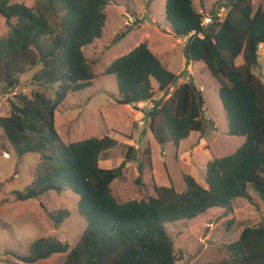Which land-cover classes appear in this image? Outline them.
<instances>
[{
    "label": "trees",
    "instance_id": "16d2710c",
    "mask_svg": "<svg viewBox=\"0 0 264 264\" xmlns=\"http://www.w3.org/2000/svg\"><path fill=\"white\" fill-rule=\"evenodd\" d=\"M114 1L43 0L36 12L25 4L0 0V17L8 26L6 34H0V91L14 94L7 98L9 116H0V140L2 148L7 142L19 157L38 156L32 183L26 192L17 193V199L71 191L79 197L78 210L87 222L74 247L54 237L32 243L27 256H15L26 264L56 254H65L62 264H176L166 224L185 220L198 228L213 209L227 210L236 199L253 204L250 188L264 200V76L256 73L264 44V9L255 10L251 0H222L209 12L214 16L209 27L202 26L193 0L165 4L174 35L189 37L183 49L187 66L206 65L220 85L230 135L246 138L234 154L207 164V187L187 175L182 193L155 185V196L122 203L112 184L123 176L133 148L118 167L106 169L100 166L101 156L117 146L116 140L105 136L68 144L62 139L56 111L69 94L92 86L96 76L83 49L103 37L106 9ZM221 8L227 14L220 21ZM35 67L39 70L31 83L53 91L16 93L20 76ZM105 75L116 77L117 103L134 108L153 100L152 82H157L164 98L155 101L147 115L149 129L161 144L172 141L179 146L192 132L204 130L205 102L194 82L176 88L183 74L171 72L146 43L116 59ZM135 182L142 192V168ZM69 215L59 210L48 217L59 228ZM227 249L228 260L206 264H264V223L245 226Z\"/></svg>",
    "mask_w": 264,
    "mask_h": 264
},
{
    "label": "rangeland",
    "instance_id": "374dc122",
    "mask_svg": "<svg viewBox=\"0 0 264 264\" xmlns=\"http://www.w3.org/2000/svg\"><path fill=\"white\" fill-rule=\"evenodd\" d=\"M203 1L193 0L198 12L200 9L210 12L224 0ZM251 2L255 10L259 7L264 9V0ZM11 3L25 4L36 12L44 5L43 0H11ZM165 4L166 0H115L106 9L103 37L83 49L96 76L92 86L69 94L56 111V129L68 144L105 136L117 141L114 149L101 156L102 168L118 167L126 160L129 148H133L123 176L112 184L113 194L122 203L155 196V185L174 187L178 193H182L186 189L184 177L187 175L207 187V164L234 154L246 140L245 137L230 135L226 112L219 96L220 85L206 65L192 62L187 66L183 49L189 37L174 35L166 21ZM200 5L205 6L199 8ZM224 13L227 14V10ZM7 31L8 26L0 17V34ZM142 43H146L171 72L183 74L176 88L193 81L205 102L204 130L192 132L179 146L172 141L161 144L149 129L148 111L155 101L164 98L155 80L152 82L155 93L153 100L134 108L117 103L120 96L116 77L105 75L106 69L116 59ZM259 56L256 73L264 76V44L259 47ZM38 70L39 67H35L20 76L16 93L31 95L33 91H53L51 87H37L31 83ZM13 95H3L0 91V116H9L7 98L12 99ZM5 146L2 148L0 140V264H26L15 256H27L29 246L41 238L54 237L74 247L87 225L78 210L79 197L67 191L61 195L49 193L37 199L18 200L17 193L26 192L32 183L31 171L38 162V156L30 154L19 157L7 142ZM147 149L150 155L146 154ZM139 168L143 169L142 192L135 182ZM249 192L253 204L245 199H236L227 210L213 209L200 220L198 228H193L185 220L166 224L174 243L176 264L228 260L231 253L227 246L237 241L243 228L264 223V200L252 188ZM59 210H68L70 215L56 228L48 214ZM230 223L232 226L229 229ZM64 258L65 254H56L35 264H62Z\"/></svg>",
    "mask_w": 264,
    "mask_h": 264
},
{
    "label": "built area",
    "instance_id": "2783aa9c",
    "mask_svg": "<svg viewBox=\"0 0 264 264\" xmlns=\"http://www.w3.org/2000/svg\"><path fill=\"white\" fill-rule=\"evenodd\" d=\"M225 10L226 9L221 8L217 12V16L220 19V21L223 20ZM199 14L202 16L201 21L203 27H209L214 24V16L211 13L205 12L203 9H200Z\"/></svg>",
    "mask_w": 264,
    "mask_h": 264
},
{
    "label": "crops",
    "instance_id": "0c3cea01",
    "mask_svg": "<svg viewBox=\"0 0 264 264\" xmlns=\"http://www.w3.org/2000/svg\"><path fill=\"white\" fill-rule=\"evenodd\" d=\"M200 1H201V2H204L203 0H200ZM220 1H222V0H220ZM204 6H205V5H200L199 8H204ZM146 105H147V103H146Z\"/></svg>",
    "mask_w": 264,
    "mask_h": 264
},
{
    "label": "water",
    "instance_id": "95a60500",
    "mask_svg": "<svg viewBox=\"0 0 264 264\" xmlns=\"http://www.w3.org/2000/svg\"><path fill=\"white\" fill-rule=\"evenodd\" d=\"M201 96H200V94H199V98H200Z\"/></svg>",
    "mask_w": 264,
    "mask_h": 264
}]
</instances>
